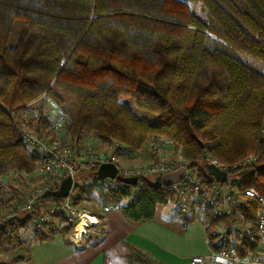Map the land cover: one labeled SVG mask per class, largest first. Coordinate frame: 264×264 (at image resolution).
<instances>
[{"label": "trees", "instance_id": "trees-1", "mask_svg": "<svg viewBox=\"0 0 264 264\" xmlns=\"http://www.w3.org/2000/svg\"><path fill=\"white\" fill-rule=\"evenodd\" d=\"M200 1L206 21L186 0H0V193L4 175L30 174L39 160L28 151L11 111L26 110L45 94L66 116L71 147L85 133L104 143L117 140L131 150L139 149L149 135L164 137L180 149L204 188L181 213L171 186L156 188L153 179L140 178L136 185L117 180L109 187L96 170L82 171L77 179L90 183H77L73 190L87 197L96 193L98 217L105 208L116 207L126 218L143 222L154 217L157 204L171 203L182 224L202 220L210 249L234 246L240 257L256 254L260 204L245 190L264 196V168L255 169L264 164L259 138L264 120V0ZM16 22L19 33L10 44ZM241 54L263 68L248 65ZM44 106L40 98L35 115L20 125L40 138H54ZM139 110L155 114L156 123ZM204 153L216 158L227 175L240 179L236 187L243 202L235 204L232 191L227 212L215 211L222 204L219 198L210 203L213 187L227 180L218 179L200 161ZM249 156L256 161L249 171L233 168ZM52 192L43 193L29 212L17 213L18 204L12 207L10 217L0 222V245L14 243L23 258L32 241H50L58 234L69 243L72 224L60 213L38 222L47 203L62 199ZM236 210L241 227L233 238L227 231L222 239L217 226L234 225ZM29 223L31 237L25 239L22 228ZM127 248L128 264H159L133 245Z\"/></svg>", "mask_w": 264, "mask_h": 264}, {"label": "rangeland", "instance_id": "rangeland-1", "mask_svg": "<svg viewBox=\"0 0 264 264\" xmlns=\"http://www.w3.org/2000/svg\"><path fill=\"white\" fill-rule=\"evenodd\" d=\"M186 2L190 10L193 13H195L197 16H199L204 21L208 20V17H209L208 13L206 12L200 0H186ZM20 25H21L20 22L14 23L8 43L13 44L15 42L17 35L19 33ZM241 59L244 62H246L248 65L256 69L261 70L263 68L262 63L251 59L249 56L245 54H241ZM40 98L38 97L32 100L31 102H29L27 105L28 108L26 110L19 111L17 113V119L23 123L28 122L29 119L33 115H35L36 107L38 105V101L40 100ZM44 112L45 114L48 115L49 120L53 125L54 138H52L51 135H48L43 139H47L49 141L54 140L58 144V146L60 147L66 146L67 148H70L73 153V162H77L78 160L83 158L84 157L83 152L86 150L87 152H91L93 154L95 153L99 161L101 159L104 162L111 160L119 168H130V167L142 168V167H145L151 164H155L160 161L174 162L175 164L178 165V167H180V166H183V163L189 162L186 158L183 157L182 153L180 152V149L176 148L170 140L164 137H155L153 135H149L147 139L144 141L143 145L139 149H135V150H131L124 143H121L117 140H112L109 143H104L98 139L93 138L91 133H85L81 137V139L75 143V146L71 147L70 145L71 141L66 135V122H65L66 116L64 114H63V117L60 116L58 112L53 111L52 109L48 108V106L46 105L44 106ZM137 113L140 115H147L150 123L152 124L156 123L155 114L141 111V110H139ZM116 143L118 144L121 143V146L117 145ZM151 144L153 146H150ZM27 149L28 151L31 152L28 146H27ZM35 155L38 157L39 160H38V167L36 168L34 172L30 174L9 172L2 177L1 179L2 189L0 193V222L6 219L7 217H10V215L12 214V210H11L12 207L17 204H18L17 206H19L23 202V199L26 197V195L31 189L35 187H40V186L45 187L49 184L50 177L46 173L48 170H47V167H45L44 160L37 153H35ZM187 168L188 170H190L189 164ZM80 172L82 171H78L75 176V180L77 181V183L89 184L90 181H87L88 179H82V178L77 179V175ZM155 176L156 175H149L146 177L140 176L139 178H137V183L140 178H147L151 180ZM56 177H58L57 178L58 182L54 189H57L60 180L66 176L62 174H58ZM104 182L105 181L103 180V183ZM75 186H73V189ZM232 191L234 195L236 196V198L233 199V202L235 204H239L243 202V198L236 186L232 187L231 192ZM135 192H136V189L134 190V193ZM72 193L76 195V196H70V201L74 209L78 210L82 214L91 215V216H94V218L98 217L97 213L99 212V205H98V198L95 192H92L89 197H87L85 193H76L74 190H72ZM216 198H219V196ZM219 200L223 204V205L221 203L217 204L220 207V209L225 210V211L228 210V207L225 204L229 201V197L227 196L225 198H219ZM17 213H19V211ZM20 213H24V212H20ZM59 213L65 218L66 223H69L65 212L60 210V211H57L56 214L55 213L53 214L58 215ZM52 215L49 217L47 222L53 219L54 216ZM38 222L43 223V221H39V220ZM241 224H242L241 218L239 217L237 210H236L235 224L232 225L230 228H225V229H223L221 225H218L217 230L219 231L221 229L220 230L221 236L225 235L227 231H230V235L233 238L235 236V229L241 227ZM30 226H31V223H29L27 226L22 228V236L25 239H29L31 237ZM82 226L84 227V225ZM86 229L88 231V228ZM71 237H74V235H72L70 232L68 236V240L69 239L71 240ZM17 250L18 248L14 243L10 245L1 244L0 245V262L4 264H30L26 256V252H27L26 246L23 249V255H24L23 258L22 257L18 258ZM259 255H264V237L262 236H260L258 252L249 257L252 259V261H257ZM260 264H264V262L261 261Z\"/></svg>", "mask_w": 264, "mask_h": 264}, {"label": "built area", "instance_id": "built-area-1", "mask_svg": "<svg viewBox=\"0 0 264 264\" xmlns=\"http://www.w3.org/2000/svg\"><path fill=\"white\" fill-rule=\"evenodd\" d=\"M41 98L44 99L45 105L48 106V108L58 112L60 116L63 117V113L50 97L42 94ZM11 114L14 121L19 123V131L22 140L24 141L26 146L29 147L31 152H33L34 154L37 153L44 160L45 167H47L48 170L46 173L50 177L49 184L47 186L35 187L28 192L26 197L23 199V202L19 206H17L19 212H29L33 210L34 205L37 203L39 197L46 191L52 190L56 187L58 182V177L56 176L58 174L70 176L72 182L75 181L77 184L75 176L78 171L96 170L98 165L104 162L102 159L99 161L95 153L93 154L91 152H87V150L83 152V158H81L77 162H73V153L70 148H67L66 146L60 147L54 140L49 141L47 139L40 138L26 126L20 125L22 124V122L17 119V113H15V111H11ZM259 138L262 142H264V120L260 128ZM116 144L121 146V143ZM150 146L153 145L151 144ZM200 161L213 164L219 169H223L217 159L209 153H204L200 157ZM107 162L113 163L111 160H108ZM255 162V157L249 156L237 162L233 166V168L243 171H249L252 167H254ZM188 164L189 162L183 163V167L185 168L183 177L176 183L170 185L171 190L176 198V206L181 213H186L188 211L189 202L193 198V195L204 189L203 186L198 183L194 174L190 170H188ZM115 167L116 177L134 176L136 178H139L140 176L146 177L149 175H161L163 173L176 169L178 165L174 162L160 161L142 168H119L117 165H115ZM116 177L103 178V180L105 181L104 183L109 187H114L115 181H117ZM226 180L227 181L225 184H216L213 187V197H211L210 203H212L218 196L219 198L227 197L230 194L232 187L236 186L240 182V179L233 177V175H227ZM72 190L73 185L70 186L68 195L65 198H62L63 200L57 201L55 203H48L44 207L42 215L38 219L39 221L46 222L53 213H57V211L60 210L65 212L68 218V222L72 224L71 234H77V241H80L86 235V228H88V225H92L93 223H88L87 226H84L85 228L83 229V231L77 232V226L81 222L82 213L74 209L71 204L70 196H76L72 193ZM245 193L255 197L260 204V209L255 221V231L258 235L264 237V196L259 195L252 188H247L245 190ZM220 210V207L217 205L215 211L219 212ZM222 239H225L224 235H222ZM189 261L191 264H260L261 261L264 262V255H259L257 261H252L250 257L238 256L235 247L229 246L221 247L218 250L210 249L209 252L205 255H192Z\"/></svg>", "mask_w": 264, "mask_h": 264}, {"label": "crops", "instance_id": "crops-1", "mask_svg": "<svg viewBox=\"0 0 264 264\" xmlns=\"http://www.w3.org/2000/svg\"><path fill=\"white\" fill-rule=\"evenodd\" d=\"M171 203L157 204L154 217L132 221L116 207H107L96 223L88 225L82 240H68L56 234L52 240L29 242L26 256L30 264H128L127 244L158 259L159 264H191L192 255L209 252L201 219L182 224Z\"/></svg>", "mask_w": 264, "mask_h": 264}, {"label": "water", "instance_id": "water-1", "mask_svg": "<svg viewBox=\"0 0 264 264\" xmlns=\"http://www.w3.org/2000/svg\"><path fill=\"white\" fill-rule=\"evenodd\" d=\"M200 146H202V143H200ZM208 167H212L216 172L218 179L220 180H225L227 173L221 169H219L217 166L207 163ZM264 168V164L262 165H257L255 167L256 170H260ZM185 168L183 166H180L172 171L163 173L161 175H156L153 178V187H159L161 185L163 186H170L174 183H176L179 179H181L184 175ZM96 177L98 179H103V178H114L116 177V167L113 163L111 162H104L100 163L95 171ZM116 179L120 183H124L127 185H135L137 183V178L136 177H116ZM76 185V182H72L70 176H66L63 179L60 180L59 185L57 189H54L52 194L56 198H65L68 195L70 186Z\"/></svg>", "mask_w": 264, "mask_h": 264}, {"label": "bare ground", "instance_id": "bare-ground-1", "mask_svg": "<svg viewBox=\"0 0 264 264\" xmlns=\"http://www.w3.org/2000/svg\"><path fill=\"white\" fill-rule=\"evenodd\" d=\"M88 222L89 223H95L94 216L87 215V214H82V216H81V223H79L78 226H77V232L83 231V228H85V227H83L82 225L87 226L88 225ZM74 237L77 240V234H75Z\"/></svg>", "mask_w": 264, "mask_h": 264}]
</instances>
